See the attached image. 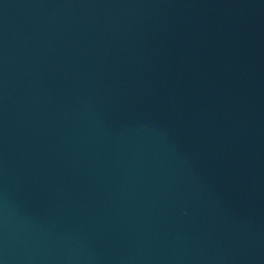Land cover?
<instances>
[{"label": "water", "instance_id": "obj_1", "mask_svg": "<svg viewBox=\"0 0 264 264\" xmlns=\"http://www.w3.org/2000/svg\"><path fill=\"white\" fill-rule=\"evenodd\" d=\"M0 264H264V0H0Z\"/></svg>", "mask_w": 264, "mask_h": 264}]
</instances>
